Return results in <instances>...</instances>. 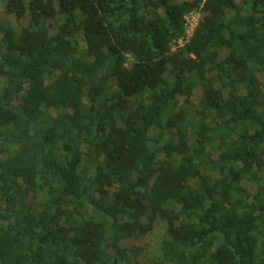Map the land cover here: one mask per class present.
<instances>
[{"label": "trees", "instance_id": "trees-1", "mask_svg": "<svg viewBox=\"0 0 264 264\" xmlns=\"http://www.w3.org/2000/svg\"><path fill=\"white\" fill-rule=\"evenodd\" d=\"M1 1L0 264H264V0Z\"/></svg>", "mask_w": 264, "mask_h": 264}, {"label": "rangeland", "instance_id": "rangeland-1", "mask_svg": "<svg viewBox=\"0 0 264 264\" xmlns=\"http://www.w3.org/2000/svg\"><path fill=\"white\" fill-rule=\"evenodd\" d=\"M29 0H27L28 2ZM177 3L179 2L176 1ZM0 20L7 21L12 28L15 30H19L20 28L26 27L28 25V18H24L22 20H16L14 16L7 15L4 9V2L0 0ZM259 81L264 86V73L257 74ZM110 86H114V81L110 80ZM201 91L199 89H195L192 92L191 100L194 104H198L201 99ZM244 188L250 192L255 193L256 187L249 184L248 182H243ZM165 228L163 224L158 222L154 231L147 237L143 238L138 242H129L126 244L128 247L141 248L142 252L137 256L138 264H155L160 260L159 254V245L165 239Z\"/></svg>", "mask_w": 264, "mask_h": 264}, {"label": "built area", "instance_id": "built-area-1", "mask_svg": "<svg viewBox=\"0 0 264 264\" xmlns=\"http://www.w3.org/2000/svg\"><path fill=\"white\" fill-rule=\"evenodd\" d=\"M201 17L202 16L200 12L197 11L190 12L183 17L182 21H183L184 36L172 44L171 46L172 52H176L190 43L191 39L195 34L198 23L201 20Z\"/></svg>", "mask_w": 264, "mask_h": 264}]
</instances>
